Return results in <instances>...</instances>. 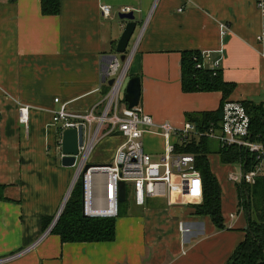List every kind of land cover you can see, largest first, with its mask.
Here are the masks:
<instances>
[{
  "label": "crops",
  "instance_id": "0c3cea01",
  "mask_svg": "<svg viewBox=\"0 0 264 264\" xmlns=\"http://www.w3.org/2000/svg\"><path fill=\"white\" fill-rule=\"evenodd\" d=\"M102 3L111 5L109 18ZM125 6L141 28L125 70L140 77V105L156 122L182 126L189 114L221 106V91L183 90L186 52L222 49V76L236 84L229 99L264 105V40H258L264 18L256 0H61L58 15L43 14L41 0H0V257L39 241L2 264H226L246 237L243 212L232 221L222 210L225 227L219 228L197 214L204 198L169 204L166 197L135 202L140 208L131 216L120 212L111 241L63 242L53 228L43 237L77 170L62 164L54 111L62 103L77 113L101 109L109 89L104 59L116 52ZM23 105L30 107L26 125L19 119ZM116 133L105 157L96 146L107 137L96 143L93 164L113 160L123 142ZM145 139L158 158L163 137ZM181 221L189 230L180 229Z\"/></svg>",
  "mask_w": 264,
  "mask_h": 264
},
{
  "label": "built area",
  "instance_id": "2783aa9c",
  "mask_svg": "<svg viewBox=\"0 0 264 264\" xmlns=\"http://www.w3.org/2000/svg\"><path fill=\"white\" fill-rule=\"evenodd\" d=\"M256 5L264 18V0H256ZM132 10L131 7L125 6L121 12ZM101 11L104 18H109L111 5L102 3ZM223 28L227 29V24H223ZM258 40H264V25ZM222 53V49L199 52L194 57L196 67L217 74L222 69ZM104 60L102 79L108 84L109 89L101 109L94 106L86 112L77 113L70 111L67 103H62L60 108L54 111L53 116V122L60 127L62 134L66 128L84 126V145L80 148V156L76 163L73 187L81 178L83 213L86 217L119 216L121 181L126 182V195L128 183H131L133 196L138 205H145L148 197H166L169 204H200L204 198V180L197 169L195 155L178 152L177 148L203 136L218 141L222 146H237L250 153V167L246 169V163L239 162L242 173L239 176L231 174L233 180L240 177L241 181L248 184H256L259 180L264 184V138L257 139L253 136L251 116L242 101H225L220 127L212 125L200 130L190 121H186L182 126H174L169 122L158 123L141 105L130 108L122 101L125 95L123 86L127 77L126 65L121 70L119 57H106ZM112 78L114 82L110 85L108 81ZM55 101L59 102L60 99L55 98ZM29 110L28 105L20 107L19 119L24 125L29 122ZM112 132H120L123 136V142L117 148L113 160L108 164L92 166L84 173L90 151L98 136ZM149 133L163 137L164 150L158 158H155L145 144V135ZM96 180L99 182L97 187ZM240 212L243 210L231 213L230 219L235 221ZM57 217L43 237L52 230ZM180 229L189 230L183 221L180 222ZM38 243L39 241L20 252L0 257V264L27 253Z\"/></svg>",
  "mask_w": 264,
  "mask_h": 264
},
{
  "label": "trees",
  "instance_id": "16d2710c",
  "mask_svg": "<svg viewBox=\"0 0 264 264\" xmlns=\"http://www.w3.org/2000/svg\"><path fill=\"white\" fill-rule=\"evenodd\" d=\"M42 13L45 15H58L61 11V0H41ZM199 52H186L182 60V87L186 92L190 91H214L222 92L221 106L215 111H203L189 114L190 121L200 129L205 130L214 125L220 127L223 116V105L234 92L236 84L224 80L222 69L214 74L208 69L196 67L194 57ZM126 104L125 98L122 100ZM252 120V133L257 139L264 138V105L255 104L251 100L242 101ZM178 152L193 153L196 158L197 169L201 172L204 180V201L198 205L196 212L199 215L210 216L219 228L225 227L222 193L220 184L213 174L209 156L217 153L221 161L226 164L246 163V169L250 166L251 155L246 150L237 146L226 147L216 144L209 137L194 139L186 145L179 146ZM261 180L256 184H248L243 181L238 183V205L242 199L246 201V207L251 209L253 203L262 205L264 208V185ZM116 218H89L83 213V182L80 178L73 187L68 201L63 208L60 217L53 227V232L58 234L63 242L76 241H111L116 236ZM264 221V214L262 216ZM248 220L250 227L245 239L236 247L231 258L226 264H264V224L257 231Z\"/></svg>",
  "mask_w": 264,
  "mask_h": 264
},
{
  "label": "rangeland",
  "instance_id": "374dc122",
  "mask_svg": "<svg viewBox=\"0 0 264 264\" xmlns=\"http://www.w3.org/2000/svg\"><path fill=\"white\" fill-rule=\"evenodd\" d=\"M141 28H137L136 32L134 33L130 44H129V48H128V54L130 52V48H132L133 44L135 43V40L139 34ZM120 64H121V70L124 68L125 65H127L126 62H123L122 60H120ZM126 69V68H125ZM129 70V69H128ZM127 70V77L125 80V84L123 86V92L125 91L126 88V84L130 78V74H131V70L130 72ZM121 93V96L124 95V93ZM264 101V99H263ZM263 117H264V113H263ZM116 132H112L111 134H107V135H101L98 136V139L96 140V142H94L95 144L93 145V149H91L90 151V157L88 159V163H92L93 160V156H91L92 152L94 151V148L96 146V143L103 137H105L106 139L102 140L101 143H99L96 146V150L100 151L102 153V156H106V154L111 153V151H108L109 145L107 143L108 139H112L116 137ZM105 142V144H104ZM215 143L220 144L218 141L215 140ZM145 144L146 146L148 145V142H146L145 139ZM149 144L153 147V148H159L160 147V142L159 141H149ZM93 155V154H92ZM157 157V156H156ZM109 161V160H108ZM209 161H210V166H211V170L213 172V174L216 176L220 187H221V193H222V209L224 211L225 214V218L228 219L230 218L231 213H238L239 209L243 210V215H244V228H249L250 224L248 222V220H251L250 223L252 222V226L254 227L255 230H259L260 227H262V224H264V221L262 219V216L264 214V208L262 205H257L256 203H253V206L251 207V209H248L246 207V201L245 199L241 200V204L242 206L238 205V183L241 182V178L239 177V179L237 180H233L231 174H236V175H241L242 173V168L240 166L239 163H230V164H226L223 163L221 161V157L219 154L217 153H211L209 156ZM110 162H105L103 164H108ZM262 185L263 182H260ZM97 185L99 186V182L96 180V187ZM264 187V186H263ZM73 188L71 189L72 192ZM70 192V193H71ZM70 196V194H69ZM140 207L135 203V199L133 196V189L131 187V183H128V193H127V198L126 200L120 202V212H121V216L126 215V216H131L134 215L136 213V210H138Z\"/></svg>",
  "mask_w": 264,
  "mask_h": 264
},
{
  "label": "water",
  "instance_id": "95a60500",
  "mask_svg": "<svg viewBox=\"0 0 264 264\" xmlns=\"http://www.w3.org/2000/svg\"><path fill=\"white\" fill-rule=\"evenodd\" d=\"M120 18L125 21V25L123 28V32L116 44V52L113 55L108 57L116 58L119 57L123 62L129 59L128 55V47L130 41L135 33L138 22L136 20V15L134 10L130 12H121ZM114 82V78L110 79L108 83L112 85ZM142 93L141 79L138 76H132L129 78L126 88L124 98L128 103L130 108L136 107L140 105V98ZM84 126L80 125L79 128H66L62 134V164L64 166H75L78 158L80 156V148L84 145ZM102 165V164H92L88 163L84 168V173H86L92 166ZM75 178V177H74ZM74 178L72 180L70 190L66 195V199L59 210V216L65 206V203L69 197L71 189L73 187ZM126 182H120V191H119V201L122 202L126 200Z\"/></svg>",
  "mask_w": 264,
  "mask_h": 264
}]
</instances>
